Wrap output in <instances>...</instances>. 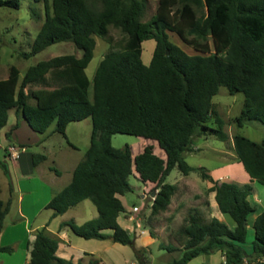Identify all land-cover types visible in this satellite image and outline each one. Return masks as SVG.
<instances>
[{
    "label": "trees",
    "instance_id": "trees-1",
    "mask_svg": "<svg viewBox=\"0 0 264 264\" xmlns=\"http://www.w3.org/2000/svg\"><path fill=\"white\" fill-rule=\"evenodd\" d=\"M41 1L43 20L28 51L20 55L27 58L57 42H70L80 55L39 60L26 68L19 81L17 68L9 66L7 76L0 79V130L10 109L39 134L52 122L54 132L63 135L69 122L90 120L88 146L70 181L44 207L52 210L53 217L89 199L97 216L81 224L68 220L59 228L67 226L84 239L110 237L112 242L129 246L138 264H146L142 253L145 247H135L134 238L116 221L124 211L118 195L131 190L128 177L133 166L139 180L154 183L157 190L150 212L163 211L174 191L164 179L176 169L184 175L196 172L207 180L210 185L206 191L214 192L218 209L230 216L235 227L229 230L215 218L204 222L188 213L177 231L183 241L180 254L166 264H186L199 254L215 250L222 252L223 264H250L264 257V209L252 223L250 255L241 246L246 236V216L253 210L246 199L250 186L215 181L205 168L191 167L183 158L195 137L226 139L223 120L211 102L219 86L230 94H243L242 108L234 118L237 127L249 121L264 125V0H156L154 12L144 21L140 19L143 0ZM0 6L17 9L18 1L0 0ZM109 25L122 33L118 43L107 35ZM167 32L174 33L193 51L207 55L186 53L169 40ZM94 36L106 40L108 48L89 81L84 69L92 57ZM148 39L154 46L145 65L140 58L141 43ZM47 74L58 83L46 84ZM32 84L42 86L25 92V87ZM10 131L4 133L6 139ZM116 133L156 141L165 160L152 152L151 145L143 146L131 158L128 144L121 148L111 145V136ZM232 148L249 179L264 185V137L253 141L234 133ZM43 158L32 154V164ZM0 169L6 174L1 158ZM9 204V200H0V232ZM56 248L57 241L45 233V226L37 229L29 243L26 264H73L57 257ZM159 248L175 250L171 245ZM12 250L9 245L0 247L1 252Z\"/></svg>",
    "mask_w": 264,
    "mask_h": 264
},
{
    "label": "rangeland",
    "instance_id": "rangeland-1",
    "mask_svg": "<svg viewBox=\"0 0 264 264\" xmlns=\"http://www.w3.org/2000/svg\"><path fill=\"white\" fill-rule=\"evenodd\" d=\"M17 1V9L0 6V78H5L7 76L9 66L11 65L17 68L19 72V81L26 68L35 64L39 60H46L50 57L62 54H74L76 56L80 55V51L75 49L70 42H57L46 46L44 49L32 56L23 58L20 53L22 51H28L34 35L43 20V6L41 0ZM49 1L50 0H48V3ZM143 2L145 6L140 18L142 21L149 18V16L154 12L156 6V0H143ZM167 34L169 40L178 45L186 53L207 55V53L193 51L191 48L181 42L174 33L167 32ZM107 35L115 43H118L121 39H123V35L119 31V29L111 25H109L107 28ZM94 41L95 45L92 52V57L84 69L85 75L87 76L89 81L92 78L99 60L102 58L103 54L108 48V44L103 38L94 36ZM151 43H153V40L148 39L144 41L141 46V60L143 61V63H147L148 52H150L149 46L151 45ZM45 81L49 86H54L58 83L54 79H52L49 74L46 75ZM41 86V84L28 85L25 87L24 91L28 92L29 90L36 89ZM90 95L91 91L89 86V98ZM243 98L244 97L241 92H234L230 94L225 87H218L216 94H214L211 98L213 106L212 108L223 120L222 130L227 134L229 140L227 139L225 141H221L212 136H207L205 139L202 137L194 139L193 143H197L199 149L183 154L184 161L189 166L203 167L205 168V170H208L221 164L222 155L220 154V151H226V156L224 155L223 158L228 156V154L230 153V145H232L231 136L234 133L243 135L253 141H259L264 137V125L260 124L257 121L245 122L241 127L236 126L234 118L239 114L242 108ZM28 102L33 103V100L29 98ZM12 110L9 111L6 124L0 130V139L3 140L1 141L2 144L5 143V139L2 133L7 130L9 125L14 121ZM53 127L54 123L52 122L49 125L48 129L51 130L53 129ZM42 134L43 133L39 134L33 131L31 132V130L26 125L22 126L18 130L16 136L18 138L17 140L28 143V141L34 139L35 137H40V135ZM89 134L90 120L88 118L69 122L64 129L63 135L58 132H52L50 140L47 143L49 144V146H52L51 148L52 152L55 154L56 162L52 163L51 159H46L45 165L52 167L50 171L46 169L47 172H45V175H50L52 170H54L55 168L62 173L60 178L56 181V184L53 186L54 190L60 189L69 181L70 175L67 171H65V169L66 167H68V165L71 166L82 158L84 150L86 149L89 141ZM137 139L138 136L116 133L111 136L110 141L111 145L114 148H121L124 144L131 145L132 153L135 154L139 150L141 143ZM29 146V152H43L41 148L36 147L33 144H30ZM0 158L2 159L1 150ZM32 169L33 168L31 167V170ZM177 175V170L172 169L166 177V183L173 182L174 177H177ZM26 177L27 176L18 174L15 175L16 180L18 181L19 179L20 181V185L17 184V187L21 190V195L24 194L21 206L25 209H29L30 213L39 212L38 214L35 213L36 217L34 220V224H37L46 217V212L49 211L48 208H44L42 206L44 199H46L45 197L47 196V193L46 189H44V187L42 186V180L40 184L38 180H33L32 182L28 183ZM46 180L47 177H45L44 181ZM8 183L9 182L7 180L6 174H4L0 169V200H9L10 202L9 212L5 215L3 220L5 223H7L8 220L11 219L16 211L15 198L13 194H11V192L8 190ZM128 183L131 187V190L124 193L121 198L125 206L124 209L129 210L133 205L137 206L139 209H142L144 202L145 208H150V206H148V203L152 201L153 196L151 197L150 193L152 191H155L154 186L143 188L142 183L139 180L134 179L132 175L128 177ZM254 184L259 187V189H264V185L257 183ZM142 194L145 195L144 200L143 198H141ZM70 211H76L73 214V217L76 220V224L91 219L93 216L92 214L96 213L94 205L89 199L80 201L79 204H77L74 208H71ZM162 213L164 212L162 211L159 213L157 219L151 212L147 210H141L140 213L137 214L138 218L135 217L139 219L142 224L148 225L150 230L157 227L155 233L160 238L157 239V241H155L152 245H150V247H146L145 250H143L142 253L146 257V261H144V263L146 264H165V262L170 260L172 257L180 254L183 241L179 237L177 231L183 223L181 219L182 213H179L178 216L176 215V217L175 215L168 216L169 214ZM133 214L135 215L136 213L134 212ZM125 217H128V215L126 214ZM173 217L175 218L172 219ZM119 221L124 226L131 224V221L123 218L122 214H120L119 216ZM54 223L55 221H53V224ZM143 228L147 233L148 227L144 226ZM69 235L70 238L73 239V257L77 255L82 256L81 250L87 251L92 248L98 249V244H96L97 242H95L98 240L96 239H84L76 236L72 232ZM144 237H146V234H141L140 238L137 239V244H142L144 242ZM160 241L162 242L159 243ZM107 243L108 242H106V244ZM109 243H111L112 245H116L114 247L112 246L108 251H105L108 253L111 261L114 264H130V260H134L132 249L129 246L113 244V242ZM159 245H171L175 248V250L167 251L166 249H160L158 248ZM249 246H251V243ZM9 254H11V252H4L5 256H8ZM11 257L12 258H10V260L3 259V261H1L0 259V264H12L16 258H19L17 254L15 256L12 255Z\"/></svg>",
    "mask_w": 264,
    "mask_h": 264
},
{
    "label": "crops",
    "instance_id": "crops-1",
    "mask_svg": "<svg viewBox=\"0 0 264 264\" xmlns=\"http://www.w3.org/2000/svg\"><path fill=\"white\" fill-rule=\"evenodd\" d=\"M143 42L141 43V46ZM153 46H154V41L149 46L150 52H148L147 63L146 62L143 63V61L141 60L142 63L145 65H147L150 60ZM140 58H141V55H140ZM10 110H8L7 112V119H8V113ZM12 112H13L14 121L9 125L7 130H5L2 133L3 136L5 132L10 131V128L15 122L18 121L17 122L18 124L16 128L10 131L9 139H6L4 137L5 139L4 144H2L1 142L3 140L0 139V150L2 152L4 148L6 149L5 156L2 157V161L6 165V177L9 182L7 184V187H8V190L11 192V194H13L15 198L16 211H15V214L11 217L10 220H8L7 223L3 221L2 230L0 232V247L10 245L12 246L13 250L11 254H9L8 256L7 255L5 256L4 252L0 253L1 261H3V259L10 260V258H12L11 257L12 255L15 256L17 254L19 258H16L12 264H26L28 260L29 243L33 240L35 231L45 226L46 234L56 239L57 241V248L55 251V255L57 257H60L63 259H69L71 260L73 264L77 263L78 261L81 264H89L88 262L92 260L97 261L94 264H114L111 261V258L108 255V253L105 252V251H108L112 246L113 247L116 246V245H112L111 243H109V242H112L110 237L95 241L97 242L96 244H98L97 245L98 249L92 248L87 251L81 250L82 256L77 255L73 257V252H74L73 244H72L73 239H71L69 235L71 231L68 229L67 226H62L59 228V224L65 221H68V220H72L74 223H76V220L73 217V214L76 211L74 212L70 210L71 208H74L77 204H79V202L82 200L77 202L75 205L69 207L62 214H59L53 217L51 216L52 210L48 209L49 211L46 212L47 213L46 217L41 222H38L37 224H34V220H35L36 214H38L39 212L30 213L29 209H25L21 206L24 194L21 195V190L17 187V184L20 185V181L19 179L18 181L16 180L15 178L16 174L27 176L26 178H27L28 183L32 182L33 180H38L39 184L41 180L45 183L44 184L43 182H41L42 186L44 187V189H46V193H47V196L45 197L46 199H44L42 203L43 207L45 203L50 199V197L54 195L56 192H58L61 188H63L66 184L58 190L53 189V186L56 184V181L62 175V173L56 168L52 170L50 175H45V172H47L46 169L50 171L52 167V166L45 165L46 159L47 158L51 159L52 163L56 162L55 154L52 152V148H51L52 146L51 145L49 146V144L47 143L50 140V136L52 132H54V130L53 129L50 130L47 128L43 132V134L40 135V137H35L34 139L28 141V143L19 141L17 140L18 138L16 136L17 132L22 126H26V123L21 117H16L14 109L12 110ZM201 137L205 139L207 136L206 137L201 136ZM196 138H199V137H195L194 139ZM227 139L229 140L226 134L225 140ZM137 140L141 142L140 148L137 151V153H139L142 150L143 146L151 145L152 152L159 158L165 160V154L157 146L156 141L149 140V139H143L142 137H138ZM7 141L9 142L8 145H6ZM231 141H232V136H231ZM30 144H33L36 147L41 148L43 152L42 153L41 152H29L28 149L30 147L29 146ZM9 147H12L11 151L8 150ZM129 147H130V152H131V158H133L134 155H136L137 153L133 154L131 150V145H129ZM198 149H199L198 144L192 142V144L190 145V151L188 152H193ZM188 152H184V153H188ZM32 154H41L44 158L41 161H39L37 164L33 165L31 161ZM220 154L222 155L221 156L222 163L211 169L206 170V173H208L213 180L218 181V182L230 181L238 185L248 184L250 186V192L247 195L246 199L249 202V204L253 207V210L246 216V236H245L244 243L241 244L244 252L247 255H250L251 246L249 245L251 241L253 240L252 223H253L254 218L264 209V189H259V187H257L254 184L257 182L255 180L249 179V176L243 170L241 163L236 160V156L234 154L232 145H230V153L228 154L227 157L223 158V156L226 154V151H220ZM77 162L71 166L68 165V167H66L65 169V171H67L68 174L70 175V178H71L72 171L75 165L77 164ZM31 167L33 168L32 170H31ZM131 175L134 179L139 180L138 174L135 172L133 166L131 170ZM18 177H21V176H18ZM45 177H47L46 181H44ZM141 183L143 185V188L154 186V183L152 182H141ZM164 183H166V178L164 179ZM168 184H171L174 186V191L169 198V202L166 208L163 210L164 213L162 214H169L168 216L175 215L176 217V215L178 216L179 213H182L181 215V219L183 221L182 224H184V221L187 219L188 213L194 214V216H197L201 221H204V222L208 221L211 218H215L220 223L225 225L226 228H228L229 230H233V228L235 227L234 221L230 218V216L227 213L221 212L218 209V206L214 199V192L206 191V189L210 185L209 182L207 180L201 179L196 172H189L186 175L178 172V175L177 177H174L173 182L168 183ZM156 191H157L156 189L155 191H152L150 193V196L151 197L154 196L152 195V193L154 192L155 194ZM123 195H118V198L121 201L123 208H125L122 202V199H121ZM141 198H143L144 200L145 195L142 194ZM150 205H151V202L148 203V206ZM9 209H10V204H9ZM9 209L7 213L9 212ZM141 210H145V211L147 210L150 212V208H145V202H144L142 209H139L135 205H133L129 210L124 209L123 212H120L118 214V216L116 217V221L124 230H126V232L128 233L130 237L134 238L135 247H145L146 248V247H150V245H152L155 241H157V239H160V238L155 233V230L157 229V227L154 229H151L152 230L151 231L148 225L142 224L141 221L137 219L138 218L137 214L140 213ZM134 212L136 213L135 215L133 214ZM160 212L153 213L154 217L158 219ZM120 214L123 215V218L127 219L128 221H131V224L126 225V226L121 224V222L119 221ZM126 214L128 215V217H125ZM92 215H93L92 218L96 217L97 212L93 213ZM175 217H173L172 219H174ZM53 221H55L54 224H53ZM81 223H77V224H81ZM144 226L148 227L147 233L144 231V228H143ZM106 232L109 233L108 231ZM141 234H146V237H144V242L142 244H137V239L140 238ZM106 242L108 243L106 244ZM161 242L162 241H160L159 243ZM113 244H118V243L113 242ZM175 257H172V258H175ZM167 262H165V264ZM130 264H138V263L134 258V260H130ZM186 264H223V255L220 250H215L209 254H199L191 258ZM250 264H264V260L252 262Z\"/></svg>",
    "mask_w": 264,
    "mask_h": 264
},
{
    "label": "built area",
    "instance_id": "built-area-1",
    "mask_svg": "<svg viewBox=\"0 0 264 264\" xmlns=\"http://www.w3.org/2000/svg\"><path fill=\"white\" fill-rule=\"evenodd\" d=\"M8 150H12V147H9ZM264 260V257H261L260 259H258L257 261H263ZM243 264H249L247 263L246 261H243Z\"/></svg>",
    "mask_w": 264,
    "mask_h": 264
},
{
    "label": "water",
    "instance_id": "water-1",
    "mask_svg": "<svg viewBox=\"0 0 264 264\" xmlns=\"http://www.w3.org/2000/svg\"><path fill=\"white\" fill-rule=\"evenodd\" d=\"M152 195H154V192L152 193ZM110 239H112V238H110Z\"/></svg>",
    "mask_w": 264,
    "mask_h": 264
}]
</instances>
